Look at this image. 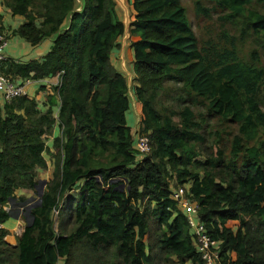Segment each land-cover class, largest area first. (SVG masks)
Wrapping results in <instances>:
<instances>
[{"label": "trees", "instance_id": "obj_1", "mask_svg": "<svg viewBox=\"0 0 264 264\" xmlns=\"http://www.w3.org/2000/svg\"><path fill=\"white\" fill-rule=\"evenodd\" d=\"M209 1L230 25L214 44L199 43L180 0L129 4L132 94L141 105L135 138L148 137L144 154L126 123V78L110 62L124 34L115 1L1 0L24 20L9 36L32 47L52 39L40 59L6 58L1 72L58 84L44 112L25 94H0V226L12 201L20 206L19 194L35 189L44 153L53 166L15 245L0 227V264H206L173 199L179 187L214 243L215 264H264V0ZM195 12L207 10L196 2ZM4 30L0 15L7 39ZM237 41L250 42L245 58ZM208 117L234 126V136L207 130Z\"/></svg>", "mask_w": 264, "mask_h": 264}, {"label": "rangeland", "instance_id": "obj_2", "mask_svg": "<svg viewBox=\"0 0 264 264\" xmlns=\"http://www.w3.org/2000/svg\"><path fill=\"white\" fill-rule=\"evenodd\" d=\"M180 1H181V5L184 7V9L186 11V15H187L188 21L190 23V26L192 28V31L194 32V34L198 38V41L200 44L202 41H205V40H209L213 44L216 43L217 41H221V38L219 37V35H220L219 31L222 29L223 26L227 25L228 27H230V25L226 21L222 20L223 13H221L218 10V8L214 5V3L210 2L209 0H180ZM130 2H131V0L130 1L124 0V4L127 7V11H128L127 13H128V15L130 14L129 15L130 20H132L131 8L129 5ZM196 2H199L201 8H204L205 10H207V12L205 14L196 15V12H195V3ZM251 7L258 9L259 11L263 12L262 7L258 6L255 3L252 4ZM117 9H118L119 14L121 16V20L123 21L122 11L119 9L118 6H117ZM2 10L9 14V15H6V23L12 29H15L16 27H18L19 24L16 23L17 19L10 17L11 13L9 12V10L5 7ZM0 15L4 16V14L2 12H0ZM231 35H234V36L238 35V33L235 31L234 28L231 31ZM248 42H243L242 44H240L238 41L236 42L238 49H241V54H240L241 58L242 57L245 58L247 56V54L249 53L250 42L249 43ZM209 46H211V44ZM115 55H116V51H115V48H113L111 53H110V62L112 65H114ZM116 61L118 62V59H116ZM129 68H130V66H129ZM34 82L35 81H32L28 84L33 85V84H35ZM132 86H133V82L131 83V93H132ZM130 101H131V99H130ZM135 108H137V110H136L137 112L141 111L140 110V108H141L140 104H136ZM200 111L202 113L205 112L202 109H200ZM136 121H137V115L135 113V109L131 106L130 111H128L126 114L127 126H129L130 128H133L136 124ZM217 121H218L217 118L208 117L207 123L209 125H207V126H209V128H207V130H218V131L224 130L221 135H223L226 140H228L234 136V134H235V127L234 126L225 127L224 124H221ZM224 138H223L222 142H227ZM46 140H49V138ZM133 140H135V138ZM208 142L209 143L205 144L204 146H210L211 143H215L213 138L209 139ZM227 146L228 145L226 144V147ZM214 151H215V149H214ZM201 158H203V157H201ZM52 171H53V166H52L51 161L49 160V163L47 164L46 170L39 171V174H37V178L39 179V181H45V184L42 187V191H44V189L47 185V181H51L53 179ZM19 195L25 197L26 199L22 202L23 203L22 206L21 205L20 206L15 205L14 204L15 201H12V203L10 205V213H11L10 215L12 217H10L11 219L8 220L5 224L15 222V220L18 219L20 221V224L18 225L16 230L20 232L21 230L24 229V227L26 225L25 213L30 214L29 213L30 210L36 206L39 198H38L37 189H34L33 191L25 190V191H22V193H20ZM29 207H31V208L28 210ZM182 212L188 217V215H189L188 211H186L185 209H182ZM12 227L9 225L5 226V228L9 231V234L14 235V238L16 241L17 236L14 234L15 228L14 227L12 228ZM192 228H193V226H192ZM5 241H6V238H5ZM157 264H165V263H157Z\"/></svg>", "mask_w": 264, "mask_h": 264}, {"label": "crops", "instance_id": "obj_3", "mask_svg": "<svg viewBox=\"0 0 264 264\" xmlns=\"http://www.w3.org/2000/svg\"><path fill=\"white\" fill-rule=\"evenodd\" d=\"M2 9H4V6L1 4V0H0V12H2L4 14V16H2V26L5 29L4 35L8 36V38L6 39V45L3 49V53H4L5 57L10 58V59H14L17 62H28L30 60H36V59H40L41 57H43L50 50V47L52 45V39H46L42 43H40L39 45L32 47L22 39H19V38L14 37V36L13 37L9 36L10 31L12 30V28L6 23V15H9V14L7 12L3 11ZM10 17L16 18L17 19L16 23L19 25H21L24 21L22 17H18V16H15V17L10 16ZM120 42H121V39L119 41V45H121ZM115 51H116V55H115L113 66H115V68L118 70V67H119L118 65L120 62L119 54L121 52V46L119 49L118 48L115 49ZM116 59H118V62L116 61ZM129 66H131V61H129ZM122 75L124 76V74H122ZM16 82L18 85H21L23 87V91L25 92V95H27L30 98H34L36 100V102L39 106V110L41 112H44L47 109L46 97L50 92L49 88H51L53 86H57L58 78L57 77H49L46 79L38 80V81H35L34 82L35 84H33V85H29L28 83H25L19 79H17ZM30 82H32V81H30ZM136 104H138V103L134 102L133 106H132V102H131V106L135 109V113L137 115V121H136V124H135V126L133 128V132H132L133 138L136 137V129H137L138 122L140 121V111H138V112L136 111L137 110V108H135ZM58 108H59V104H57L55 107L52 108L54 117L57 116L56 114L58 112ZM59 133H60V130L58 127V123L56 122L55 126L53 128V131H52V136L49 138V140H46V145L49 146V150H50L49 152H52V147H51L52 146V140L56 136H58ZM44 158L46 160V164H48L49 163L48 154L44 153ZM19 224H20V221L17 219V220H15V222H12L9 224H3L2 228H5L6 225H9L11 227L13 226L15 228L14 234L16 235V232H17L16 228L18 227ZM6 241L11 245H15V243H16L13 234L7 235Z\"/></svg>", "mask_w": 264, "mask_h": 264}, {"label": "built area", "instance_id": "obj_4", "mask_svg": "<svg viewBox=\"0 0 264 264\" xmlns=\"http://www.w3.org/2000/svg\"><path fill=\"white\" fill-rule=\"evenodd\" d=\"M6 45L5 37L0 34V94L2 98L6 101H9L12 98L19 97L25 94L23 87L18 85L11 77L4 75L1 72V63L6 59L3 49ZM27 80L25 83H29ZM135 138V137H134ZM136 139V149L141 153H149L150 144L147 136H137ZM173 199L177 202L181 209L188 211V220L190 225L195 229L196 234L198 235V243L200 245V250L202 251V259L206 264H215V253L210 250L213 246V242L202 233V225L194 224L192 219V214H195L196 206L189 204L187 198L185 197V190L182 187L177 188L173 193ZM22 231H17L16 235H20Z\"/></svg>", "mask_w": 264, "mask_h": 264}, {"label": "water", "instance_id": "obj_5", "mask_svg": "<svg viewBox=\"0 0 264 264\" xmlns=\"http://www.w3.org/2000/svg\"><path fill=\"white\" fill-rule=\"evenodd\" d=\"M116 5L119 7V9L123 13V24H124V34L121 37V52L119 54L120 57V62H119V67L118 71L121 74H124L126 81H127V87H128V96L131 99L132 106L133 103L135 102V99L131 93V83L133 82V73L131 72L129 68V61H132V54H131V48L129 47V43L131 41H134L136 38L135 37H130L129 35V26L132 20H130V14L128 15L127 7L124 4V0H114ZM130 39V40H129ZM129 44V45H128ZM45 184V181H39L38 184L35 186V189H37L38 192V202H40V198L43 194L42 187ZM23 204V203H22ZM21 204V206H22ZM32 207V206H31ZM29 207L28 210L31 208ZM11 213H9L10 215ZM10 217H12L10 215ZM25 218H26V226H31L33 223V218L30 214L25 213Z\"/></svg>", "mask_w": 264, "mask_h": 264}, {"label": "clouds", "instance_id": "obj_6", "mask_svg": "<svg viewBox=\"0 0 264 264\" xmlns=\"http://www.w3.org/2000/svg\"><path fill=\"white\" fill-rule=\"evenodd\" d=\"M4 37H5V36H4ZM120 39H121V38H120ZM5 40H6V39H5ZM119 48H120V46H119ZM9 59H10V58H9ZM13 60H14V59H13ZM14 61H16V60H14ZM1 226H2V225H1ZM1 226H0V227H1ZM16 236H19V235H16Z\"/></svg>", "mask_w": 264, "mask_h": 264}]
</instances>
